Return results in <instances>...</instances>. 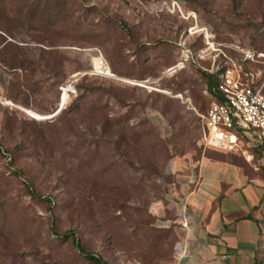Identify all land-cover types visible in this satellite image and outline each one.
Here are the masks:
<instances>
[{"label": "rangeland", "instance_id": "1", "mask_svg": "<svg viewBox=\"0 0 264 264\" xmlns=\"http://www.w3.org/2000/svg\"><path fill=\"white\" fill-rule=\"evenodd\" d=\"M186 48L200 62L169 71ZM224 60L264 93V0H0V264H97L68 230L104 264H172L182 174L210 156L264 175L263 148L201 143L203 67Z\"/></svg>", "mask_w": 264, "mask_h": 264}, {"label": "crops", "instance_id": "2", "mask_svg": "<svg viewBox=\"0 0 264 264\" xmlns=\"http://www.w3.org/2000/svg\"><path fill=\"white\" fill-rule=\"evenodd\" d=\"M177 194L188 226L172 264H264V175L203 156Z\"/></svg>", "mask_w": 264, "mask_h": 264}, {"label": "built area", "instance_id": "3", "mask_svg": "<svg viewBox=\"0 0 264 264\" xmlns=\"http://www.w3.org/2000/svg\"><path fill=\"white\" fill-rule=\"evenodd\" d=\"M173 7H179L176 2ZM191 26L189 32L195 30ZM208 49H212L218 56L225 54L210 42L209 29L205 27ZM198 32V31H196ZM192 34V33H191ZM187 59L179 61L169 71H176L193 60L200 62L201 56L186 48ZM211 74H217L219 82L215 91L224 96L225 102L213 101L206 114L202 116L201 143L206 147L242 155L246 161L252 163L256 159V148L264 149V93L253 80L243 78L237 72L234 64L227 60L213 61L210 67H203ZM206 92L211 95L207 88ZM183 227L188 226L185 213L181 214Z\"/></svg>", "mask_w": 264, "mask_h": 264}, {"label": "trees", "instance_id": "4", "mask_svg": "<svg viewBox=\"0 0 264 264\" xmlns=\"http://www.w3.org/2000/svg\"><path fill=\"white\" fill-rule=\"evenodd\" d=\"M203 74L205 75L204 77L207 78V88L211 91V96L213 97L214 101L217 100L218 102L224 103L225 102L224 96L215 91V87L217 86V84L219 82L218 75L207 73V72H204ZM47 145H48V143L43 144V147L41 149L45 150L47 148ZM257 149H262V147H259ZM255 151H256V149H255ZM232 154H234V153H232ZM213 158H215V157H213ZM218 159L228 160L225 158H218ZM228 161H230V160H228ZM231 162H234V161H231ZM235 163H237V162H235ZM32 194L35 196H41V195L37 194L35 191H32ZM62 236L64 237V239L72 237L73 245H76L79 248L81 254L83 256H85L87 259H89L90 261H93L97 264H104V260L102 257L96 255L93 252L86 251L83 248V246L81 245V242L79 241L77 234L74 230H68Z\"/></svg>", "mask_w": 264, "mask_h": 264}, {"label": "bare ground", "instance_id": "5", "mask_svg": "<svg viewBox=\"0 0 264 264\" xmlns=\"http://www.w3.org/2000/svg\"><path fill=\"white\" fill-rule=\"evenodd\" d=\"M95 67H96L97 70L104 69L105 71L110 73V76H113V73L109 70L108 66L105 64V62L103 61V59L101 57H96L95 58ZM0 99L4 100V97L0 96ZM31 113L33 115H35L36 117H41V114H39V113H36L34 111H31Z\"/></svg>", "mask_w": 264, "mask_h": 264}]
</instances>
